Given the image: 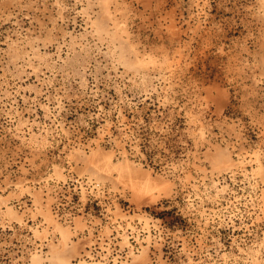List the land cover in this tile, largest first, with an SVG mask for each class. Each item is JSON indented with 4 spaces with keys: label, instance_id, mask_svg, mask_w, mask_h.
<instances>
[{
    "label": "rangeland",
    "instance_id": "rangeland-1",
    "mask_svg": "<svg viewBox=\"0 0 264 264\" xmlns=\"http://www.w3.org/2000/svg\"><path fill=\"white\" fill-rule=\"evenodd\" d=\"M0 264H264V0H0Z\"/></svg>",
    "mask_w": 264,
    "mask_h": 264
}]
</instances>
